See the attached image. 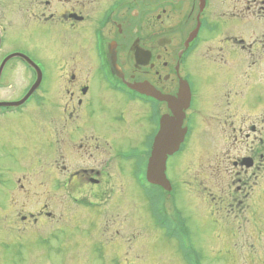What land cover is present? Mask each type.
<instances>
[{
    "label": "flooded vegetation",
    "instance_id": "obj_1",
    "mask_svg": "<svg viewBox=\"0 0 264 264\" xmlns=\"http://www.w3.org/2000/svg\"><path fill=\"white\" fill-rule=\"evenodd\" d=\"M10 3L9 10L16 5L23 11L20 18L24 19L25 26L10 33L9 29L18 20L10 11L5 13L10 24L5 26V16V27L0 23V94L2 90H10L0 101L22 99L37 80L36 71L26 59L6 60L11 53L22 52L33 59L42 68V76L35 92L22 106L0 107V123L23 115L32 104L38 110L37 117H46L41 125L43 133L55 124L63 125L61 141H52L56 137L54 130L48 131L46 139L44 135L38 138L37 134L33 139L35 147L48 152H43V157H49L52 145L56 149L63 147L65 155L60 154V158L74 153L81 159L76 170L67 172L65 162L61 165L64 197L80 194L97 201L101 198L100 192L110 194L101 185L109 183V178L111 181L112 172L118 166L124 171L129 168L126 172L135 182V190H139L138 180L144 178L140 163L148 157L163 115L172 113L171 98L178 95L185 81L191 89V103L183 122L188 131L182 144L184 150L169 160L188 157L190 152L195 156L202 132L208 138L206 142L215 146L209 140L213 127L208 125L219 120L222 147L218 157L205 156V168L216 162L219 170L223 171L227 164L236 168V172L225 169V183L222 178L219 183L212 175L206 183L197 181L198 188L212 190L214 187L228 199L231 208L234 202L235 205L241 202L238 197H242L244 190V196H248L246 190L251 176L258 177L264 171V0H34L27 7L15 4V0ZM35 16L39 22L34 19L26 23L29 17ZM18 31L44 35L47 47L51 43L60 45L58 55V47L53 51L51 46L47 49L50 67H55L52 76L43 58L29 48L19 47ZM209 33L216 36L209 46L212 55V51L228 47L223 62L226 64L218 62L219 67H231L230 57L235 58L232 70L241 68V78L233 82L230 78L234 73L217 70L210 62L217 59L196 54ZM195 59L204 66L194 67ZM19 64L25 70L20 76L21 90L18 78H11V74L18 73L7 71V66ZM210 83L214 84L209 86ZM55 89L58 95L51 103L56 112L48 107L42 114L38 107L48 106L51 90ZM207 118L213 120L208 122ZM205 128L209 129L205 131ZM171 194L169 191L168 195ZM208 196H212L211 203H221L219 200L223 199L216 193ZM52 200L40 206L36 213L21 215L16 222L22 227L17 229L28 231L24 228L28 224L33 230L31 234L45 238V224L55 223L50 221L55 220V214L49 210ZM230 214L226 211L225 217ZM77 215L67 218L73 222ZM60 222L64 223L63 215ZM95 222L101 224L97 243L104 242L112 248L115 240L105 241L109 230L102 225L105 221ZM72 225L77 231L92 228L78 220L68 226L64 224L65 234L73 233Z\"/></svg>",
    "mask_w": 264,
    "mask_h": 264
},
{
    "label": "rangeland",
    "instance_id": "obj_2",
    "mask_svg": "<svg viewBox=\"0 0 264 264\" xmlns=\"http://www.w3.org/2000/svg\"><path fill=\"white\" fill-rule=\"evenodd\" d=\"M30 2H34V0ZM30 2L24 3L21 0H15V4L22 3L24 7H27ZM10 5V0L1 2L0 23L3 27L10 24L5 15L7 11H10L18 19L14 23L15 25L9 29L10 33L14 34L17 29L21 30L22 26H25L24 19L20 18L24 13L16 5H13L9 10ZM3 16L7 20L5 26ZM37 18V16L35 18L29 17L26 23H31L34 19L39 22ZM18 34L19 47L29 48L31 52L37 54V57L43 58L49 74L52 76L54 74L52 68L54 70L55 67H50L47 49L51 46L53 51L58 47V55L61 51L60 45L51 43L47 47L45 36H40L38 33L26 34L18 31ZM213 36L214 33L205 36L206 38H204L196 54L205 59H208L204 56L205 54L211 56L212 60L217 59L218 61L210 62L218 67L217 70L234 73L235 76L230 78L234 82L238 77L241 78L242 69L232 70L235 60L232 57H230L233 60L231 67L226 68L221 65L223 69L219 67L218 62L223 63L227 58L226 49L228 47L221 51H212V55L209 46L216 39V36ZM196 66L200 68L204 65L195 59L194 67ZM7 67V71L18 73V75L11 74V78H18L19 90H21L23 79L20 76L22 71L25 72L24 67L21 64L16 67L10 65ZM62 72L60 71L61 74ZM213 84L210 83L209 86ZM51 87L54 89L55 86L52 84ZM51 91L52 98L48 106L38 107L42 114L48 107L56 112L55 105L51 101L57 98L58 92L56 89ZM8 92H10L9 89L2 90L0 97H7ZM54 92L56 93L53 94ZM27 109L23 115L0 123V264H83L85 258L79 256L78 250L81 248L84 253L90 254V244L92 242L97 243L96 239L101 224L95 222L93 210L79 207L74 201V198L80 197V194H71L66 197L61 194L62 179L64 178L61 175L62 163L65 162L64 164L68 168L67 172H69L79 168L78 163L81 159L74 153L60 158V154L65 155L63 147L56 149L52 145H50L49 157H43V152H48L45 148L35 147L33 137L36 134L38 138L44 135L46 139L49 136L48 131L54 130L56 137L51 138L52 141H61L63 125L55 124L48 131L44 129V133L46 131L44 134L42 126L46 117H37L38 110L37 108L34 109L32 104ZM33 119L37 122H34ZM212 120L213 118H207L208 122ZM220 124L221 121L218 120L208 125L213 127L210 129L213 132L209 140L214 142L215 146L206 142L208 138L202 132V141L195 156L190 152L188 157L183 156L178 160L175 159L176 161L170 160L168 162V176L176 184L178 190L175 191V195L171 199L168 198L167 206L170 213L174 215L173 217L181 225L187 227L191 245L194 249L197 247L200 253V257L196 256V258L187 256L188 261L192 264H198L199 261L201 264H225L227 256L229 264H264V184L262 181L264 180V171L259 173L258 177L251 176L246 190L248 196H244V190L242 197H238L241 202L236 205L234 202L232 208L228 206V199L226 200L222 193L217 192L214 187L212 190L211 188L209 190L198 188L197 181L206 183V179L214 175L219 183L221 178L225 183V173L236 172V168H233L232 165L225 164L226 170H224L226 172L223 170L224 173L214 164L216 162L211 163L213 165L209 169L205 168V156L218 157V152L222 147L219 145L220 130H218V125ZM207 129L209 128H205V131ZM114 162L116 164L121 163L119 161ZM127 169L129 168L126 167L124 171L118 166L117 170H113L111 181L109 178V183L105 182L101 185V188L107 189L106 192L110 191V194L100 192V201H96L99 204L94 208H100V211L104 210L96 216V220H104L105 223L102 225L106 226L105 230L109 229L106 232L105 241L115 240V243L110 249L106 243L98 242L92 249V262L86 261L85 264H120V260L123 261V264L129 262L130 264H186L176 248L177 242L174 239H172L173 241L169 240L170 236L167 231L158 225L155 227L152 219L149 218L147 214L149 207L143 201L144 195L140 190H135L137 186L127 174ZM121 173L129 178L123 177L124 175ZM91 186L93 185L88 187ZM87 191L93 193L91 190ZM209 193L221 195L219 199H223L219 201L223 204L218 203V201L211 203L210 198L213 195L208 196ZM49 197L53 199L50 203L52 205L51 210L55 217H59V223L57 218L54 224L51 223L52 228H48L49 233L47 235L49 243L45 245L39 240H35L39 236L35 233L31 234L33 230L27 226L28 224L24 225V228L29 229L28 231L16 230L17 227H22L16 220L22 214L35 211L44 203L49 204L48 200L51 201ZM177 197L178 199L175 201ZM211 208L217 211L212 213ZM226 211H230V217H225ZM144 213L145 216L143 217L142 214ZM74 214H78L79 218L72 219L73 223L80 220L82 225H91V231L86 228L85 230L80 229L79 232L77 231L68 236L69 238H65L66 226L64 224L67 226L69 223L71 224L72 222L67 219V216L73 217ZM62 215L64 223L60 222ZM141 219L143 220L141 221ZM11 222H16L13 224V226L15 225L13 230L8 228L12 225ZM52 229L55 231L51 232ZM234 232L239 236L237 237ZM134 235L136 238L132 239ZM26 236L31 237L27 239ZM99 248L102 251V257L98 255ZM224 255H227L225 259Z\"/></svg>",
    "mask_w": 264,
    "mask_h": 264
},
{
    "label": "water",
    "instance_id": "obj_3",
    "mask_svg": "<svg viewBox=\"0 0 264 264\" xmlns=\"http://www.w3.org/2000/svg\"><path fill=\"white\" fill-rule=\"evenodd\" d=\"M182 94L185 95V91H183ZM183 95H182V97H183ZM165 133H166V131H164L162 135H165ZM163 150H165V148H164ZM153 160H154V159H153ZM153 167L155 168V163H154V166H153ZM154 168H153V170H155Z\"/></svg>",
    "mask_w": 264,
    "mask_h": 264
},
{
    "label": "bare ground",
    "instance_id": "obj_4",
    "mask_svg": "<svg viewBox=\"0 0 264 264\" xmlns=\"http://www.w3.org/2000/svg\"><path fill=\"white\" fill-rule=\"evenodd\" d=\"M84 262H83V264H85V260H83Z\"/></svg>",
    "mask_w": 264,
    "mask_h": 264
}]
</instances>
